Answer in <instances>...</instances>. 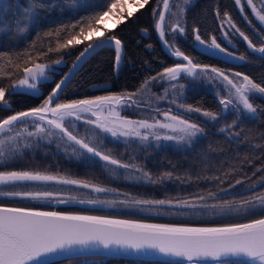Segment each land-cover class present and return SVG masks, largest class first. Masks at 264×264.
Listing matches in <instances>:
<instances>
[{"label": "snow or ice", "instance_id": "obj_1", "mask_svg": "<svg viewBox=\"0 0 264 264\" xmlns=\"http://www.w3.org/2000/svg\"><path fill=\"white\" fill-rule=\"evenodd\" d=\"M161 0H157V4ZM241 4V0H235ZM149 0H132L137 10L143 8ZM248 6L257 19L264 23V8L257 9L253 0H246ZM128 0H101L98 7L91 9L87 14L75 18L74 23L61 24L55 29L43 33L45 37L55 38V47L51 45L47 52H60L69 47L80 45L100 30L101 22L108 17L109 13L118 16L117 25L124 22L125 17L118 15L114 10L123 8ZM163 10L158 15L156 30L161 39L165 37L164 21L165 13L169 11V0H162ZM56 0L46 4L44 0H28V6L22 9V15L15 21V31L25 34L29 31V25L34 21L41 9L57 7ZM64 6L77 9L80 5L78 0H64ZM64 7H61V11ZM182 12L183 9H180ZM132 12L127 16L131 17ZM227 16V13H225ZM230 22V18H229ZM233 28L236 26L233 24ZM9 30L7 25H0V32ZM173 32L183 33L184 28L177 22L172 26ZM109 30L105 29L108 33ZM195 41L205 44L198 29H193ZM239 35L248 42V47L253 51L264 54V45L257 47L244 32L236 28ZM167 44V41H165ZM36 42L30 45V51L17 54L13 58L8 53H0V79H12L10 86H0V111H9L12 114L0 116V164L14 160L24 155V149L33 147V141L47 140L52 143V137H59L72 148V154L77 158L90 155L99 158L106 165L114 166L115 169H135L143 174V178L152 183L170 178L171 173H164L163 176L153 180L152 176L144 169L134 163H126L112 154L106 153L100 147L103 143L99 133L110 134L111 137L125 140L137 139L141 144L154 140L156 146L160 147L162 141H172L177 144H191L196 138L204 133V128L190 119L174 115L171 110L160 113L163 119H141L132 120L120 115L116 110L117 105L131 106L136 103L133 97L137 93H129L126 96L108 95L97 96L92 99H77L69 102H57L59 93L65 80L55 83V87L47 94L37 107L27 110H13L6 99L7 95L23 94L26 90L36 95L40 93L38 84L47 79L46 70L51 65L38 62L46 55L45 52L35 51ZM111 47L115 51L117 65L121 61L122 41L115 34H106L89 41L77 56V61L86 54L94 52L97 48ZM208 47L219 49L225 52L217 43L216 38L211 39ZM173 56L182 58L183 62H177L173 67H166L150 81H145L142 88L147 87L151 81L167 79L176 81L181 75L195 77L201 71H208L209 66H201L179 49L172 52ZM232 55V53H228ZM6 58V60H5ZM243 60L244 56L238 57ZM61 60H56L60 64ZM186 62V63H184ZM76 64L73 65V68ZM7 69V70H6ZM71 71V70H70ZM211 73L222 77L230 85L229 95L221 97L220 105L225 112L235 109L237 112L255 114L257 109L250 102L251 97L256 94H264V85L252 80L248 75L240 72L234 73L235 77H242L239 83L230 79L221 70L212 67ZM20 78L14 79L15 75ZM67 79V77H65ZM176 88V85H172ZM181 88L184 85H180ZM234 90V91H233ZM167 92V90H165ZM175 103V100H173ZM183 107V106H182ZM186 112L201 113L210 121H217L220 118L219 112L204 110L200 107L187 105ZM88 113L95 119L84 120L85 124L98 129L99 133L91 137H79L68 126L66 121L74 117L82 119V114ZM238 120H233L229 125L221 128V132L229 131L237 126ZM30 126L32 130H30ZM239 136L240 133H233ZM31 138V139H30ZM59 146V145H58ZM260 171V169H257ZM216 179H219L217 177ZM25 181H54L57 184L77 185L82 188H91L100 193L109 191L97 184L89 183L86 180L68 178L66 176H55L36 170L0 171V185L15 184ZM237 184L242 181L237 180ZM216 194L209 192V197ZM0 196L21 197L31 200H49L57 194L49 191H0ZM204 201L206 198H198ZM58 203H67L66 200L58 199ZM81 203H111L108 201L88 200ZM257 202L264 208V194H260L242 201H224L220 204H202L200 207L219 210L220 212L248 211L257 206ZM123 203V202H122ZM136 205H172V200H133ZM178 207L195 208L197 205L190 204L188 200L175 201ZM103 246L105 249L116 246L122 249L135 251L154 250L164 255L182 258L188 264H201L202 261H212L214 264H232L235 259L237 264H264V217L253 219L247 223L231 224L223 227H183L168 224H143L129 220L109 219L101 216H88L68 214L58 211H39L23 207H6L0 205V264H47L45 258L70 252L74 248H87L89 246Z\"/></svg>", "mask_w": 264, "mask_h": 264}, {"label": "trees", "instance_id": "obj_2", "mask_svg": "<svg viewBox=\"0 0 264 264\" xmlns=\"http://www.w3.org/2000/svg\"><path fill=\"white\" fill-rule=\"evenodd\" d=\"M44 2L50 4L52 0H44ZM56 3L57 7L39 10L38 15L29 25V31L19 34L15 31V21L22 15V9L28 6V0H0V25L9 27L8 31L0 32V53H8L15 58L17 54L22 55L30 51V45L35 41V51L46 53L38 62L51 65L46 70L47 79L38 84L39 94L34 95L31 90H26L23 94H6V99L13 110L39 106L77 53L97 36H91L89 41H83L80 45L60 52H47L50 45L55 47L56 41L55 38L45 37L44 32L55 29L61 24L74 23L75 18L98 7L101 0H78L80 6L75 10L64 6V0H56ZM232 6L233 0H190L182 17L186 37L182 42L185 47L191 46V42L195 41L193 29H198L199 34L203 36L202 34L209 27H215L214 10L222 13ZM61 7H64L63 11ZM157 9V0H149V3L139 10L135 8L131 11H122L121 15L125 19L119 25L115 22L108 27L101 22V34H115L121 39L123 45L121 61L117 65L114 48H97L79 66L60 92L58 100L92 97L108 91L117 93L137 91L161 64H168V58L163 54L164 46L155 29L158 15H154L153 10L157 13ZM128 12H132L133 15L128 17ZM105 29L109 30L108 33ZM56 60L62 62L56 64ZM13 78L20 77L17 74ZM11 83L12 79H0V86L7 87ZM186 91L183 89V92ZM204 100L207 104L211 103L205 98L201 100L202 103ZM9 113L12 112L0 111V116ZM86 119L82 114L81 120L72 117L65 123L70 126L86 127L88 125L84 123ZM257 120L253 119L246 125H239L236 130L240 133L239 136H232L220 130L204 131L191 144L159 148L155 153L150 151L145 155L149 161L134 164L141 166L153 180L163 176L164 173L172 174L170 178L156 183L143 178V174L135 169L113 170L114 166L106 165L99 158L90 155L77 158L72 154L71 146L61 141L59 137H52V143H48L46 139L33 141V147L24 149V155L0 164V170H36L55 176L86 180L109 191L97 193L91 188L57 184L54 181L16 182L14 185H0V191H49L59 196L97 198L111 203H101L98 206L66 203L59 205L58 208L158 221L229 223L253 219L264 215V208H261L258 202L254 209L239 212H220L200 205L220 204L224 201L239 202L264 194V114L259 122ZM91 128L93 129V126ZM30 130H32L31 126ZM110 153L117 158L120 154L122 157H119L125 162L132 160L131 146L123 145L115 154L112 151ZM217 177L219 179H216ZM237 180L242 183L237 184ZM209 192L216 195L209 197ZM200 196L206 199L201 201L198 199ZM160 199L172 200L174 203L172 205L133 203V200ZM180 200H188L197 207H178L175 201ZM0 202L46 207H50L53 203L51 200H31L10 196H0ZM47 264H188V262L90 254L52 260ZM232 264H237L236 260H233Z\"/></svg>", "mask_w": 264, "mask_h": 264}, {"label": "flooded vegetation", "instance_id": "obj_3", "mask_svg": "<svg viewBox=\"0 0 264 264\" xmlns=\"http://www.w3.org/2000/svg\"><path fill=\"white\" fill-rule=\"evenodd\" d=\"M253 2L258 10L264 8V0H253ZM225 13H227V16H225ZM165 16L166 19L163 25L165 29V40L172 51L166 50L165 47H162V49L169 63L161 64L160 68L156 69L147 81H150L152 77H156L164 68L172 67L177 62H183L182 58L172 55V52L176 49L188 55L194 63H199L201 66H209L208 71H201L200 74L195 77L181 75L176 81L158 78L155 81H151L147 87H144V91L142 87H140L137 91L119 93L108 91L97 96H126L129 93H137L133 97L136 103L131 104V106L118 105L120 106L119 108L122 114H127L126 116L131 117L132 120H162L163 116L160 115V113L171 110V113L174 115H180L182 118H187L200 124L204 128V131H217L231 124L233 120H238L235 128L223 132L229 133L232 136H236L233 135V133H237L236 130L239 128V125H246L252 122L253 119L261 120V116L264 114V94L256 93L251 97L250 102L253 103L257 109L255 114L242 112V110L241 112H237L234 108L225 112L219 100L221 97H227L229 95L231 86L228 85L222 77H218L210 71L212 67H215L227 74L230 79H233L237 83H239L242 77H235L234 73L240 72L248 75L255 82L264 85V54L249 48L248 42L236 31V28H239V30L244 32L257 47L264 45V23H261L257 19L251 7L247 5L246 0H241V4L239 5L233 0L232 8L222 13H218L214 10L215 27H209L208 30L202 34L203 36H201V38L206 41L203 45L197 41H193V43L191 42V46L185 47L182 42V39L186 38L184 35L185 29L183 33L173 32L171 30L172 26L177 22L172 18L170 19L167 14H165ZM233 24L236 26L235 28L232 27ZM213 37L216 38L217 43H219L222 48L226 49L225 52L208 47ZM228 53H232V55H228ZM240 56H244V59H239L238 57ZM173 84L176 85V88L172 87ZM180 85H184V87L181 88ZM183 89L187 91L183 92ZM165 90H167V92ZM203 98L208 99V102L211 103L207 104L205 100L202 103L201 100H203ZM173 100H175V103H173ZM187 105L219 112L221 114L220 118L217 121H210L203 117L201 113H188L185 111ZM84 117L87 119H95V117H91L88 113H84ZM66 126L79 137H91L94 132L99 133L98 129L93 130L90 125L84 127L81 125L70 126L66 124ZM99 138L103 141L100 147L108 154H111L110 151L115 154L123 145L126 147L131 146L132 160L130 162L133 163H144L149 161L145 158V155L150 151L155 153L159 148H174L185 145L177 144L172 141H162L160 142V147H157L156 142L151 139L146 144H141L137 139H129L127 141L123 137L115 139L111 137L110 134L105 133H99ZM119 156L122 157L120 154ZM119 156L118 158L121 159ZM121 160L123 161V158Z\"/></svg>", "mask_w": 264, "mask_h": 264}, {"label": "water", "instance_id": "obj_4", "mask_svg": "<svg viewBox=\"0 0 264 264\" xmlns=\"http://www.w3.org/2000/svg\"><path fill=\"white\" fill-rule=\"evenodd\" d=\"M162 10H163V5H162L160 11H162ZM157 20H158V18H157ZM157 20H156V22H157ZM155 25H156V23H155ZM155 29H156V27H155ZM156 32L158 34V37H159L162 45L166 48V50L171 52L172 50H171L170 46L165 43V41H166L165 38L161 39V37L159 35V32L157 30H156ZM102 36H104V35H102ZM102 36H99V37H102ZM80 51L77 53V55L75 56L73 61L70 63V65L68 66L66 71L60 76V78L56 82V83H58L62 79L65 80V83L62 86V89L70 81V79L75 74V72L77 71L79 66L92 53V52H90L89 54H86V56L81 58L80 61H77V56H79ZM122 53H123V45H122L121 56H122ZM74 64H76L75 68H73ZM65 77H67V79H65ZM54 87H55V85L53 86V88ZM105 96H107V95H105ZM92 98H95V97H92ZM92 98H80V99H92ZM75 100H77V99H75ZM69 101H71V100H69ZM69 101H65V102H69ZM27 109H29V108L22 109V110H27ZM10 114H12V113H10ZM10 114H8V115H10ZM0 171H12V170H0ZM54 198H55V201L51 200L53 203L50 205V207L36 206V205L35 206L34 205H22V204H17V203H5V202H0V205L6 206V207L30 208V209L39 210V211H58V212L68 213V214L88 215V216H101V217H106V218H109V219L129 220V221H135V222H139V223H143V224H168V225L183 226V227H223V226H227V225H231V224L247 223V222H250L253 219H259V218L264 217V215H262V216H259V217L253 218V219H249V220H243V221H238V222H229V223H185V222L158 221V220H153V219L128 217V216H123V215H114V214H107V213H97V212H91V211L60 209V208H58L59 205L66 204V203H58L57 202L58 199L66 200L67 203L88 204V205H90L91 203H87V202L81 203L80 201H82V200L83 201H88V200H99L100 201V199L87 198V197H76V196L68 197V196H59V195L54 196ZM91 205L98 206V205H101V203H95V204H91ZM90 254L129 256V257H137V258H149V259H158V260H170V261L187 262V261H185L182 258L161 255V254L155 252L154 250H147V251L138 252V251H135V250H132V249H122V248H119V247H116V246H113V247H110L108 249H105L103 246H96V245L89 246V247L83 248V249L77 247V248H74L73 250H71L70 252L63 253V254L56 255V256L47 257L45 259L48 262V261L62 259V258H69V257H73V256L90 255ZM233 260H235V259H232V261ZM207 262L214 263V262L209 260V261H202L201 264L202 263H207Z\"/></svg>", "mask_w": 264, "mask_h": 264}, {"label": "rangeland", "instance_id": "obj_5", "mask_svg": "<svg viewBox=\"0 0 264 264\" xmlns=\"http://www.w3.org/2000/svg\"><path fill=\"white\" fill-rule=\"evenodd\" d=\"M190 0H169V4H170V9H169V11L168 12H166V14L168 15V17L171 19H174V21H176V22H179V25L180 26H183V21H181V19H182V17H184V9H185V7L187 6V4H188V2H189ZM141 2H142V0H141ZM161 5H162V0H161V2L159 3V5H158V9H157V13H159L160 12V9H161ZM136 8V6H134L133 4H132V0H128V4H126V5H124V7L123 8H118V9H115L114 11L118 14V15H121V12L122 11H124V10H126V11H131L132 9H135ZM180 9H183V11L181 12L180 11ZM117 18H118V16H114V15H112L111 13H109V15H108V17H105V19L102 21L103 22V24L105 25V26H108V27H110V26H112L115 22H116V20H117ZM158 18V17H157ZM157 18H156V20H157ZM168 18V20H169V22H170V19ZM156 20H155V22H156ZM101 31H102V29H100L99 31H97V32H95V38H97V37H99V36H101V35H103V34H101ZM93 35V36H94ZM94 38V39H95ZM142 90H143V88H142ZM144 91V90H143ZM120 106H116V110L117 111H119L120 112V115L122 116V117H125V118H128V119H131V117H129V116H126L125 114H122V111L120 110V108H119ZM136 120V119H135ZM234 160H236V158H234ZM49 200H52V201H55V198H51V199H49Z\"/></svg>", "mask_w": 264, "mask_h": 264}]
</instances>
